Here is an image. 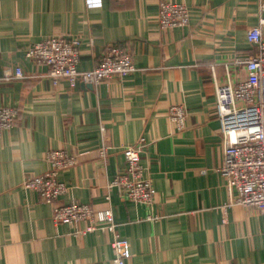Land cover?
I'll use <instances>...</instances> for the list:
<instances>
[{"label":"crops","instance_id":"crops-1","mask_svg":"<svg viewBox=\"0 0 264 264\" xmlns=\"http://www.w3.org/2000/svg\"><path fill=\"white\" fill-rule=\"evenodd\" d=\"M160 1L0 0V76L24 74L0 84V106L19 112L0 136V264H112L109 232L55 226L51 205L22 187L48 169V151L76 157L58 175L67 192L57 203L111 208L129 243L126 264H264V216L232 203L216 172L223 154L214 115L215 87L248 77L237 62L256 54L246 35L264 17V0H163L189 10L186 27L169 29L158 26ZM53 37L80 41L78 70L114 44L128 49L135 71L97 87L52 86L25 50ZM172 106L186 109L181 132L169 121ZM141 138L151 207L111 185L124 171L123 150Z\"/></svg>","mask_w":264,"mask_h":264},{"label":"built area","instance_id":"built-area-1","mask_svg":"<svg viewBox=\"0 0 264 264\" xmlns=\"http://www.w3.org/2000/svg\"><path fill=\"white\" fill-rule=\"evenodd\" d=\"M264 14V5L260 6ZM160 29L184 28L189 23V10L180 3L160 1L157 7ZM264 17L256 27L247 31L249 44L256 49L252 57L240 60L248 72L246 80L235 85L227 83L215 87L214 115L220 127L222 164L216 170L225 180L230 201L236 205L254 208L264 216ZM81 43L78 39L53 37L35 43L25 50V58L48 70L52 86L61 81L70 85L77 82L97 87L112 79H122L135 71L132 55L127 48L114 44L102 50L100 61L91 69L78 70ZM24 78L21 68L5 71L0 84ZM19 112L10 106H0V136L11 129ZM187 117L183 106L169 108V121L177 132L185 128ZM145 139L137 146L123 150L125 167L115 177L112 186L118 188L129 202L151 207L156 202V191L151 181L144 177L140 155ZM106 149L99 150V158ZM48 169L43 174L26 178L22 187L36 192L40 200L51 205V218L55 226H76L85 223V229H77V235L96 231L109 232L112 236V264H126L130 258L127 240L120 237L111 208L95 210L87 204H58L67 187L58 181V175L76 164V157L64 151H48L45 155Z\"/></svg>","mask_w":264,"mask_h":264},{"label":"water","instance_id":"water-1","mask_svg":"<svg viewBox=\"0 0 264 264\" xmlns=\"http://www.w3.org/2000/svg\"><path fill=\"white\" fill-rule=\"evenodd\" d=\"M87 87H91V85H87Z\"/></svg>","mask_w":264,"mask_h":264},{"label":"rangeland","instance_id":"rangeland-1","mask_svg":"<svg viewBox=\"0 0 264 264\" xmlns=\"http://www.w3.org/2000/svg\"><path fill=\"white\" fill-rule=\"evenodd\" d=\"M171 108V107H170ZM75 157V156H74Z\"/></svg>","mask_w":264,"mask_h":264}]
</instances>
